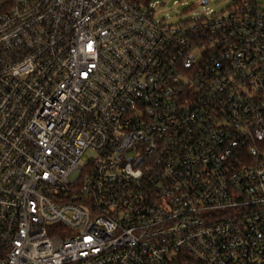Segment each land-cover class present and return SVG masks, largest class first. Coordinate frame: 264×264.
Returning a JSON list of instances; mask_svg holds the SVG:
<instances>
[{
  "label": "built area",
  "instance_id": "2783aa9c",
  "mask_svg": "<svg viewBox=\"0 0 264 264\" xmlns=\"http://www.w3.org/2000/svg\"><path fill=\"white\" fill-rule=\"evenodd\" d=\"M165 3L0 0V264H264V3Z\"/></svg>",
  "mask_w": 264,
  "mask_h": 264
},
{
  "label": "rangeland",
  "instance_id": "374dc122",
  "mask_svg": "<svg viewBox=\"0 0 264 264\" xmlns=\"http://www.w3.org/2000/svg\"><path fill=\"white\" fill-rule=\"evenodd\" d=\"M176 1V2H174ZM256 3L263 4L264 0H253ZM233 3V0H209L207 4L201 5L200 0H166V3L160 8L166 21L179 22L189 20L201 15L210 16L211 11L223 13ZM211 9V11H209ZM93 155L88 151L86 156Z\"/></svg>",
  "mask_w": 264,
  "mask_h": 264
},
{
  "label": "snow or ice",
  "instance_id": "6c2138e0",
  "mask_svg": "<svg viewBox=\"0 0 264 264\" xmlns=\"http://www.w3.org/2000/svg\"><path fill=\"white\" fill-rule=\"evenodd\" d=\"M156 2H158V0H156ZM89 50H91L92 49V45L91 44H89ZM90 239V238H89Z\"/></svg>",
  "mask_w": 264,
  "mask_h": 264
},
{
  "label": "water",
  "instance_id": "95a60500",
  "mask_svg": "<svg viewBox=\"0 0 264 264\" xmlns=\"http://www.w3.org/2000/svg\"><path fill=\"white\" fill-rule=\"evenodd\" d=\"M203 3H205V0L203 1Z\"/></svg>",
  "mask_w": 264,
  "mask_h": 264
}]
</instances>
